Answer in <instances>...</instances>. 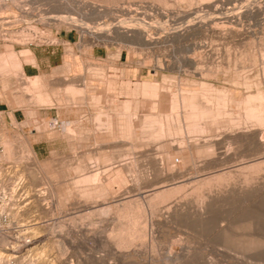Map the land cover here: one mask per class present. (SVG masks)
<instances>
[{"label":"rangeland","instance_id":"obj_1","mask_svg":"<svg viewBox=\"0 0 264 264\" xmlns=\"http://www.w3.org/2000/svg\"><path fill=\"white\" fill-rule=\"evenodd\" d=\"M207 1L206 3H209V5L204 2L205 4L200 5L201 11H197V5L199 4L196 3H198V0H77L82 11H86L85 13L95 17V19L89 21L82 20L89 28L94 27L96 23H102L103 27L108 26L107 28L112 30L113 26L118 27L127 22H138L134 18L146 16L143 23L146 27L143 32L146 40L142 43L145 45H137L132 51H128L120 45L111 43L107 45L97 42L89 32L84 33L82 36L73 27L66 26L63 23H55L59 26L50 23L47 26L44 22H36L37 16L28 15L23 18L25 16L16 11L15 8L0 14V54H4L7 49L11 50L22 62L23 58L19 57L21 50L28 49L33 55V48H43L42 46L51 44L57 50V56L61 55V59L54 60V66L51 69L37 75L43 80V90L49 94L47 102H38L35 93H32V95L29 93V96L22 97V94H24L23 86L18 85L15 78L17 75L12 65L9 64L4 70L0 71L1 75L3 71L7 75L5 78L0 79V102L7 107L5 112L0 113V116L4 119L0 121V146L2 152V142L5 140L4 143L10 147L9 149L12 152V159L0 162V167L5 168L7 171L6 176H1L3 178H1V181L5 183L3 184L0 181V186L10 194L11 187L18 182L17 175L20 173L18 170H21V166H31L36 170V179L35 181L33 179L34 182L30 183L32 185L26 188L25 183H23L24 185L20 189L15 186L14 191L11 193L12 197L10 196L9 200L3 203L2 206L4 207L2 211L7 214V220L0 224V239L1 237L4 238V240H0V252L16 257L10 260V264H39L42 263V260V264H264V169H261L259 175L255 173L257 176L252 171L253 174H248V180H244V176H247V172L251 169L249 171H233L224 174L222 181L220 180L221 182L219 180H217L218 183L214 181L216 182L215 185L213 181L212 184L210 181L208 185H202L203 188L199 185L202 188L200 190L199 187L198 190L193 189L197 185L194 180L196 179L197 182L199 177L211 176L212 173L227 172L230 169L235 170L241 161L249 159L252 149L249 150L247 146L242 145L240 147L233 141L228 143L227 140H224L225 134L221 130H225V127L222 125L220 126L221 129L212 127L214 129L208 131L209 133L207 131L200 132V134L198 132L188 133L185 129V123H182L181 115H183V111H181V108L178 107L176 112L173 109L172 112L169 108L171 96L175 95L174 98L178 99L179 95L182 94L181 92L184 93L187 90H195L201 93L202 91L199 90V83L201 82L211 87L210 90H205L203 93L206 92L205 94L208 95L205 97L213 95V101L210 100L212 104L215 102V98L221 96V94L234 101L237 98H244L249 94L253 95L259 91H264V61L261 60L264 59L262 58L264 56V22L262 27L259 25L262 21L257 22L264 15V0ZM28 6V11H31L29 13L36 12V9H34L37 6L36 2L28 3L24 7L27 8ZM247 7L248 9H246ZM250 8H253L255 12L258 11L257 14H259V19L254 21L259 24L256 25L257 27H251L254 30L253 35L237 36L232 34L229 37H224L218 34L219 30L222 29V25L217 26L219 24L217 21H213L214 25H212L210 17H215L217 14L234 16V14L237 15L241 12L243 15ZM253 9L250 10L254 11ZM259 10L262 11L261 14ZM164 15H171L176 18V20L173 18L170 22L171 25L167 28L168 31L159 30L160 28H158L159 23L162 24ZM203 15L210 20H206V22L209 21L207 22L209 25L204 31L201 30L199 33L191 34L184 33L179 37L175 35L176 32H181L180 28L182 30L183 26L185 28V25L191 21H204L202 19ZM15 16L18 20L13 23L14 25L1 24L7 18L13 20ZM71 16L78 19L76 14ZM200 16H202V20ZM24 19L30 20L29 26L34 27L38 33H44L45 38L41 41L28 40V42L24 41L26 43H23L15 41L17 33L4 35L5 32L29 27L23 24ZM153 20L159 21L155 23ZM246 22L244 21L240 26H233L234 31L243 29L244 26H247ZM250 23L254 25L253 21ZM215 24H217L216 28ZM102 26L100 27L103 28ZM155 27H157V30ZM259 28H263L262 31ZM64 31L75 36L74 42L68 43L58 38V34ZM152 32L156 34L153 35ZM170 34H172V37H170ZM170 38L171 40H168ZM45 39H53L57 42L51 43ZM147 41L151 42L148 44ZM67 49L71 51L68 70L54 74L55 69L61 65L63 66ZM117 53L118 56L114 57ZM261 53L263 55L260 57ZM188 58L194 60L195 63L187 62ZM158 63L162 67L159 71L154 69V66ZM24 65L26 64L21 63V69ZM33 66H36L35 58ZM87 68H100V71L92 76L91 70L88 71L91 74L86 71ZM200 72H203V75ZM204 73L208 75H204ZM86 74L91 76L87 77ZM74 75L75 78H73ZM61 77H66L67 81H61ZM84 77L87 79H84ZM73 79H76L78 83L85 80L82 85H79L81 83L78 84L76 80L73 81L77 88L80 87L83 90L80 95L71 96L62 89L64 84L71 82ZM143 81L156 82L155 84L165 91H160L153 99L150 97L141 98L139 91L135 90V85ZM191 81H193V84ZM218 89L220 93L223 91L220 95ZM98 90L101 94L97 93ZM130 91L138 93L135 100L130 98ZM188 91L185 93H188ZM205 94L201 96L204 97ZM10 96L12 97L10 98ZM107 99H110V107L107 105L109 104ZM142 99L143 103H141ZM111 100L116 101L111 102ZM119 101H131L132 107L127 109L129 112H126V110L121 111V107L117 106L120 103ZM135 103L136 105H134ZM150 104H154V109L150 108ZM227 105L229 106H226L225 110L228 112L224 110L225 114L230 115L229 112L234 114L231 113L232 115H230V117L233 116L232 119L229 116L227 117V114H224L225 118L222 115L220 118L224 120L223 122L225 120L226 122L229 120L235 121L240 116V118L243 117V112H239L242 109L234 102ZM133 106H136L137 110L132 109ZM146 107H149L150 110H148L149 108L145 109ZM144 111L151 113L153 118L156 117L155 119L162 118L164 115L168 118L171 114L170 120V117L166 118L170 123H166L169 127L174 125L171 126L172 129H175V125L179 124L181 133L171 130L170 127L171 134L166 135L167 132L164 129L167 127L164 121L166 119L162 118V121L157 119L164 126L163 135L161 134L158 137L160 139L157 138L158 140L152 141V139L147 140L144 138L146 136H142V138L141 135L139 136L141 128L136 121H139L138 118L141 119L142 114H145ZM124 112L130 115L137 114L135 115L136 121L132 116L130 117L134 121L132 125H135L134 127L131 125L133 130L131 132L126 131L125 125H123L124 128L121 127L122 129L118 127L119 125L122 126L121 122L115 125L116 119L121 121L125 118ZM235 112L238 117H236ZM116 114L123 117L116 118L117 116H114L115 119L113 115ZM97 115L101 123L99 125L95 121ZM106 115L109 117L106 118ZM105 119H113L114 121H110V124H112L111 122L113 124L105 128V125L102 124L106 121ZM64 124L69 125L71 135H67L62 129ZM178 126L176 129L179 128ZM227 130L225 133L228 132ZM172 131H175V133ZM118 133L120 135L121 133L122 135L129 133L130 139H132L130 142L127 140V143H125L127 146L124 145L126 141L121 140L120 136L118 137ZM106 136L111 140H108ZM192 137L195 140L199 137L200 141L199 139L195 141L191 139ZM208 139H211L213 144L211 143L210 147H206V150H196L193 154L194 157L189 154L177 157L175 154H168L165 151V145L173 144L174 146L177 144L175 146H179L180 144L186 146L192 141L198 144H202V141L210 143ZM146 140L150 142H146ZM128 142L130 144L135 143L137 146L128 149L130 145ZM24 143L30 144L36 164L32 163L31 165L32 160L25 157ZM113 143L117 146H113ZM142 145L146 146L142 148ZM148 149L151 150L147 151ZM23 155H25V158L19 159ZM168 155L174 161L172 162L173 165H171L172 163L169 164V167H172V173L169 172L166 176V172V174L158 176V174H155L153 167H150L152 165L151 161L163 159L161 160L163 162ZM253 156L251 155V157ZM187 157L190 159H187ZM150 158L154 160L148 161ZM127 161L133 163L130 170H124L121 167L122 163L120 162ZM102 168L106 171L104 172ZM12 171L16 173H11ZM90 173L91 175L98 173L97 179L107 185V193L104 194L105 198L103 196H98L100 197H97L98 199L93 198V201H98V203L104 200L105 204L85 210L81 203L84 202L85 198H81L80 190L91 189L94 182H83L80 179H82L81 177L90 176ZM250 179L251 181H249ZM99 180L96 181L99 183ZM121 180L124 181V184L121 183L120 187L118 184ZM28 181L30 182L27 179L23 180V182ZM162 182L164 185L174 184L176 190L170 196V199L168 198L169 200L161 204L157 203L155 209L153 208L154 211L149 212V208H146L148 199L144 200L141 197H138V203L145 208V214H135V201L129 204V211L131 212H128L129 215H136L134 221L136 226L132 224L134 227L131 225L130 228V232L134 234L135 238H132L134 239L133 244L128 247L129 250L126 251V255L117 256L114 254L116 252L115 248L108 242L115 238H108L107 236L114 234V229L118 224L125 221L123 224L126 225L131 221L128 214L127 216L122 215V218L119 217L118 219L116 206L120 207L121 200L124 198L136 199V194L140 193L143 197L154 186L163 185ZM117 185L119 188L116 187ZM178 186L179 188H177ZM199 193L203 196H198ZM91 200L92 198L85 200V202L90 204L93 202ZM34 224L37 226H34ZM132 229L135 232L131 231ZM138 235L139 237H137ZM111 236L113 237V235Z\"/></svg>","mask_w":264,"mask_h":264},{"label":"bare ground","instance_id":"obj_2","mask_svg":"<svg viewBox=\"0 0 264 264\" xmlns=\"http://www.w3.org/2000/svg\"><path fill=\"white\" fill-rule=\"evenodd\" d=\"M191 1V0H190ZM206 1L207 0H198V3H196V4H199V5H197L198 7H197V11L199 10V11H201V7H200V5L202 6V4L205 2L206 3ZM226 2H227V0H225ZM230 1V0H229ZM237 1V0H236ZM235 1V2H236ZM239 1V0H238ZM242 1V0H241ZM36 2V5L37 6H35L34 7V9H36L34 12L35 13H29V12H31V11H28L29 10V6L27 7V8H24V6L26 5V4H28V3H35ZM208 2V1H207ZM216 2V1H215ZM224 2V1H223ZM231 2V1H230ZM230 2H229V4H230ZM234 2V3H235ZM248 2H250V1H248ZM37 3H39V4H37ZM160 3V2H159ZM179 3V2H178ZM189 3V2H188ZM204 3V4H205ZM264 3V2H263ZM19 4V5H18ZM21 4V5H20ZM207 4V3H206ZM213 4V3H212ZM219 4V3H218ZM238 4V3H237ZM244 4V3H243ZM251 4V3H250ZM262 4V3H261ZM39 5V6H38ZM156 5V4H155ZM207 5H209V3L207 4ZM249 5V4H248ZM255 5V4H254ZM253 5V6H254ZM204 6V5H203ZM215 6H216V4H215ZM252 6V7H253ZM31 7V6H30ZM208 7H210V6H208ZM217 7V6H216ZM244 7V6H243ZM242 7V8H243ZM264 7V6H263ZM12 8H15V9H20L21 11V13L25 16V17H23V18H26L28 15H34V16H37V19L35 20L36 22H41V23H43L44 22V24L46 23V25L48 26V24H50V23H54V25H55V23H63V24H65L66 26H69V27H73L75 30H77L79 33H80V35H82L83 36V34L84 33H90L93 37H94V39L97 41V42H102V43H105V44H109V43H111V44H116V45H120L121 47H124V48H126L128 51H132V50H134L135 49V47L137 46V45H145V44H142L143 43V41L144 40H146V39H144V37L145 36H143V32L145 31V29H146V27H145V25L143 24L144 22H145V19H146V16L144 17V15L143 16H138V17H140V18H134V19H136V20H138V22H127V23H124V24H122V25H119L118 27H114L113 25V28L112 27H110V28H112V30L111 29H109V28H107V27H103L101 24H99V23H96V24H94L95 26L94 27H87L86 26V24H85V22H83L82 20H93V19H95V17L94 16H92V15H90V14H87V13H85L84 11H82V9H80V7H79V4H78V2H77V0H30L29 2H27V3H20V1H18V0H12L10 3H8V4H6V5H3V6H0V14H3V13H6L7 11H11L12 10ZM33 8V7H32ZM207 8V7H206ZM213 8H214V6H213ZM219 8H221V7H219ZM254 8V7H253ZM253 8H250V9H253ZM256 8V7H255ZM258 8V7H257ZM33 9V10H34ZM205 9V8H204ZM211 10H213L212 8H210ZM210 9H208L209 11H210ZM215 9V8H214ZM235 9H236V7H235ZM246 9H248V7L246 8ZM249 9V11H247L245 14H241V13H239V14H237V12H236V14L237 15H235L234 14V16H229V15H222V14H217L215 17H210L211 19H212V25H214L213 24V21H217L218 23V25L217 24H215V28H216V25L217 26H221L222 27V29L221 30H219V32H218V34L219 35H221V36H224V37H226V36H230V35H232V34H234V35H237V36H239V35H253V33H254V30H252L251 29V27H253V26H256V25H258L259 23H257V22H259V21H262V23L260 22V24L259 25H261V27H262V25H263V22H264V15H263V17L261 16V18H260V20H258L257 21V19H259V14H257V12H255V10L254 11H251ZM258 9H260V8H258ZM257 9V10H258ZM87 10V9H86ZM207 10V11H208ZM219 10V9H218ZM90 11V10H89ZM203 11V10H202ZM205 11V10H204ZM220 11V10H219ZM218 11V12H219ZM227 11V10H226ZM241 11H242V9H241ZM243 11H244V9H243ZM40 12V13H39ZM88 12V11H87ZM96 12V11H95ZM195 12H196V10H195ZM221 12V11H220ZM219 12V13H220ZM239 12V11H238ZM259 12H260V10H259ZM262 12V11H261ZM261 12H260V14H261ZM93 13H94V10H93ZM105 14L107 13V12H104ZM208 13H210V12H208ZM213 13V12H212ZM216 13V12H215ZM222 13V12H221ZM227 13V12H226ZM67 15V14H76L77 16H78V19L77 18H75V17H73V16H71V15H67V16H64V15ZM143 14H145V13H143ZM194 14V13H193ZM214 14V13H213ZM230 14V13H229ZM22 15V16H23ZM201 15V14H200ZM210 15V14H209ZM230 15H233V14H230ZM148 17L150 16V15H147ZM161 16V15H160ZM159 16V17H160ZM214 16V15H213ZM136 17V16H135ZM177 17V16H176ZM201 17L202 16H200V19H201ZM156 18V17H155ZM163 21H162V24H160L159 23V27L158 28H160L159 30H164V31H168L169 29H167L171 24H170V22L173 20V18H175L174 16H171V15H164L163 17ZM194 18V17H193ZM192 18V19H193ZM129 19H131V18H129ZM148 19V18H147ZM150 19H151V17H150ZM154 19V18H153ZM198 19V18H197ZM202 19L204 20V21H199V20H197L196 22H193V21H191L190 23H188L187 25H185L186 27L184 28V26H183V29L181 30V28H180V31L181 32H174L175 33V35H178V37L179 36H181V34H184V33H188V34H191V33H199L201 30H205L206 28H207V25H209V24H207V22H209L210 20L208 19V18H206V17H204V15H203V17H202ZM201 19V20H202ZM209 20V21H207L206 22V20ZM17 20H18V18L15 16V18H14V20H13V22H12V25H14L13 23H15V22H17ZM175 20H176V18H175ZM179 20H181V19H179ZM20 21H22V20H20ZM30 21V20H29ZM29 21H27V19H24L23 20V24H25V25H28L29 26ZM34 21V20H33ZM128 21V20H127ZM132 21V20H131ZM159 20H157V21H154L153 20V22H158ZM178 21V20H177ZM188 21V20H187ZM244 21H247L246 23V25L247 26H244V28L242 29H240V30H237V31H234L235 29L233 28V26H240L242 23H244ZM251 21H253V24L254 25H251ZM254 21H257V22H254ZM91 22V21H90ZM152 22V23H153ZM249 22V23H248ZM122 23V22H121ZM147 23V22H146ZM151 23V24H152ZM214 23H216V22H214ZM257 23V24H256ZM59 24H57V25H55V26H59ZM91 24L93 25V23L91 22ZM97 24H99L100 26H102L103 28H101L99 25H97ZM150 24V23H149ZM211 24V23H210ZM104 25V24H103ZM109 25V24H108ZM111 25V24H110ZM115 25V24H114ZM99 26V27H98ZM117 26V25H116ZM148 27L150 26V25H147ZM155 26V25H154ZM153 26V27H154ZM180 26H181V24H180ZM180 26H177V27H180ZM243 26V25H242ZM157 27H155L156 28V30H157ZM213 27V26H212ZM220 27V28H221ZM257 27V26H256ZM264 28V27H263ZM262 28V29H263ZM174 29V28H173ZM177 30H178V28H176ZM259 29H261V28H259ZM262 29H261V31H262ZM147 30H150V29H147ZM154 30V29H153ZM208 30V29H207ZM206 30V31H207ZM258 30V29H257ZM30 31H31V33H30ZM179 31V30H178ZM148 32V31H147ZM12 33H14V34H18L17 36H16V38L17 39H15V41H17V42H23V43H26V42H24V41H27L28 42V40H35V41H41L42 39H44L45 37V34L43 35L42 33H38V31L37 30H35V28L34 27H26V28H22V29H20V30H13V31H9V32H5L4 33V35H6V34H12ZM150 33V32H149ZM148 33V34H149ZM158 33V32H157ZM164 33V32H163ZM168 33H170V32H168ZM174 33H173V35H174ZM206 33V32H205ZM217 33V32H216ZM259 33V32H258ZM97 34H100V35H97ZM152 34L154 35V34H156V33H154V32H152ZM88 35V34H87ZM146 35V34H145ZM159 35V34H158ZM171 36L170 37H172V34H170ZM11 36H13V35H11ZM161 36V35H160ZM160 36H159V38H160ZM262 36V35H261ZM152 37H154V36H152ZM151 37V38H152ZM155 37H156V35H155ZM164 37V36H163ZM168 37V36H167ZM174 37H176V36H174ZM183 37V36H182ZM46 38H47V36H46ZM147 38V37H146ZM150 38V37H149ZM148 38V39H149ZM54 39V38H53ZM49 40V39H45L46 41H48V42H51V43H56L54 40ZM161 39V38H160ZM177 39V38H176ZM181 39V38H180ZM14 40V39H13ZM44 40V41H45ZM152 40H154V39H152ZM157 40H158V37H157ZM168 40H171V38L170 39H168ZM179 40V39H178ZM177 40V41H178ZM182 40V39H181ZM14 41V42H15ZM156 41V40H155ZM160 41V40H159ZM165 41H166V39H165ZM180 41V40H179ZM148 42V44H149V42H151V41H147ZM162 42V41H161ZM164 42V41H163ZM172 42V41H171ZM170 42V43H171ZM22 43V44H23ZM144 43H146V42H144ZM157 43H158V41H157ZM169 43V42H168ZM260 49H261V47H260ZM264 49V48H263ZM263 49H262V51H263ZM22 51V52H21ZM20 52V54H19V57H22L23 58V60H22V62H21V60H19V58L17 57V55L13 52V51H11V50H8L7 49V51L3 54V53H1L0 54V71H2V70H4L5 69V67H7V65H12V67L14 68V70H15V74L17 75V77H15L16 78V81H18V85H20V86H23V91H24V94H22V97H26V95L27 96H29V93H31V95H32V93L34 94L35 93V95H36V97L35 98H37V101L38 102H47V100H48V95L49 94H47L44 90H43V85H44V83H43V80H42V78L41 77H39V76H33V77H26V76H24L23 75V72H22V69H21V63H23V64H34V58H33V55H32V53L30 52V50H28V49H25V50H21ZM118 51H120L119 49H118ZM256 51V50H255ZM258 52H259V50H258ZM260 52H261V50H260ZM252 53V52H251ZM263 53H264V51H263ZM263 53H261V55H260V57L263 55ZM118 56V53L116 54V55H114V57H117ZM255 56V55H254ZM70 57H71V51L69 50V49H67L66 50V56H65V61H64V63H63V66L61 67H59V68H57V69H55L54 71H53V73L55 74V73H63L64 71L66 72L67 70H68V66H69V61H70ZM193 58V57H192ZM255 58V57H254ZM262 58H264V56L262 57ZM256 59H257V57H256ZM261 60H263L264 61V59H261ZM185 61H186V59H185ZM194 60H192V59H190V58H188L187 59V62H189V63H195V62H193ZM196 61V60H195ZM255 62V61H254ZM258 62V61H257ZM262 62V61H261ZM262 64V63H261ZM260 64V65H261ZM179 65V64H178ZM89 66V65H88ZM91 66V65H90ZM172 66V65H171ZM92 67V66H91ZM91 67H89V68H91ZM89 68H87L86 69V71L88 72V71H90L91 70V72H92V74L91 73H89V74H91L92 76H95L97 73H99V71H100V68H92V69H89ZM176 68V67H175ZM174 68V69H175ZM178 68V67H177ZM176 68V69H177ZM154 69L155 70H160V69H162V67L160 66V64L158 63V64H156L155 66H154ZM200 71V70H199ZM225 71V70H224ZM4 72L5 71H3L2 72V75L0 74V79H3V78H5L7 75L6 74H4ZM10 72V71H9ZM210 72H212V71H210ZM196 73V72H195ZM199 73V72H198ZM201 74L203 73V72H200ZM205 74H207V73H204V75ZM82 75V74H81ZM80 75V76H81ZM87 75V77L89 76H91V75H88V74H86ZM198 75V74H197ZM203 75V74H202ZM208 75V74H207ZM200 76V75H199ZM213 76V75H212ZM73 77V76H72ZM83 77V76H82ZM81 77V78H82ZM100 77V76H99ZM201 77V76H200ZM264 77V76H263ZM69 78V77H68ZM73 78H75V75H74V77ZM91 78H95V77H91ZM90 78V79H91ZM77 79H78V77H77ZM84 79H87L86 77H84ZM74 80H76V79H73L71 82H68V83H66V84H64L63 86H62V89H63V91L66 93V94H69V95H71V96H77V95H80L82 92H83V90L80 88V87H76L75 86V81ZM83 80V79H82ZM61 81H67V78L66 77H61ZM74 81V82H73ZM77 81V80H76ZM85 81V80H84ZM83 81V82H84ZM264 81V80H263ZM83 82H79V83H81V84H79L78 83V81H77V83L79 84V85H82V83ZM192 82V84H193V81H191ZM156 82H154V83H152V82H150V81H143V82H141V83H137L136 85H135V90H138L139 92L138 93H140V97L142 98H144V97H150V98H155L156 97V95H157V93H160V91H162V90H164L163 88H161L160 89V87H159V85H157V84H155ZM190 83V82H189ZM61 84V83H60ZM77 84V85H78ZM164 86V85H163ZM212 86V85H211ZM45 87V86H44ZM165 87V86H164ZM167 87H168V85H167ZM169 87H171V86H169ZM80 88V89H79ZM82 88H84L83 86H82ZM88 88H89V86H88ZM210 86L209 85H207V84H205V83H203V82H201V83H199V90L200 91H202L201 93L200 92H197V91H188V93H185V92H187V91H185L184 93L183 92H181L182 94L181 95H179L180 97L177 99L176 97L174 98V96H171V100H170V102H169V108H171V110L173 109V110H175V112H176V110L178 109V107H180L181 108V111H183V115H181L182 116V119H183V122L182 123H185L184 125H185V129L187 130V132L188 133H194V132H198V134H200V132H203L204 133V131H211L212 129H214V128H212V127H219L220 128V126L222 125V126H224L225 127V130H221V132L223 133V134H225V139L224 140H227V142L229 143V142H231V141H233L235 144H237V145H240V147L242 146V145H244V146H247V148L249 149V150H251V152H250V157H249V159L247 160V161H241L240 163H239V165L236 167V169L235 170H228L227 172H219V173H216V174H211V176H203L202 174V176L203 177H199V178H197L198 179V181L196 182V179L194 180L195 181V184H197V185H195L194 187H193V189L194 190H200V189H202L203 187H202V185H205V184H207L208 185V183H210V181H211V184H212V181L214 182V181H216L217 182V180H221V179H223V175L224 174H229V173H231V172H233V171H242V170H247V171H249L250 169V173L249 172H247V176H244V180H248L247 178H248V174H251L252 173V171L254 172V174L255 173H257V175H259L258 173L259 172H261L262 170L261 169H264V91L262 92V91H259V92H257L256 94H253V95H251V94H249V95H247L246 97H244V98H237L236 100H234V101H232L230 98H226V97H224L223 96V94H221L223 91H221V93H220V90L218 89V94L220 95L221 94V96H215L216 98H215V104L213 103H211V101L210 100H212V96H210V97H205L207 94H205V93H203V91H205V90H210ZM168 89V88H167ZM213 89V88H212ZM57 90V89H56ZM101 90V89H100ZM51 91V90H50ZM59 91H60V89H59ZM165 91V90H164ZM167 91V90H166ZM168 91H169V89H168ZM216 92H217V90H215ZM53 92H55V91H53ZM101 92H103L102 90H101ZM101 92H99V90H98V92L97 93H100L101 94ZM170 92V91H169ZM168 92V93H169ZM215 92V94H217ZM225 92V91H224ZM138 93H136V91H130V98L132 99V100H135V97H137V94ZM205 94L204 95V97H202L201 95H203V94ZM178 94V93H177ZM176 94V95H177ZM180 94V93H179ZM226 94V93H225ZM34 95V96H35ZM136 95V96H135ZM171 95H172V93H171ZM208 96V95H207ZM12 96H10V98H11ZM20 97V96H19ZM32 97V96H31ZM30 97V98H31ZM51 98H52V96H50ZM158 97V96H157ZM110 98V97H109ZM114 98V97H113ZM139 98V97H138ZM141 98H140V100H141ZM19 99V98H18ZM115 99H117L116 97H115ZM10 100V99H9ZM12 100V99H11ZM31 100V99H30ZM33 100V99H32ZM49 100H50V98H49ZM58 100V99H57ZM56 100V101H57ZM59 100H61V99H59ZM80 100V99H79ZM131 100V101H132ZM139 100V99H138ZM145 100H147V99H145ZM150 100V99H149ZM55 101V102H56ZM107 103H109V101H110V99L108 100L107 99ZM116 100H111V102H115ZM131 101H123V102H118L119 103V105H117V106H119V107H121V111L122 110H126V112L128 111L129 112V110H127V109H129L130 107H132L131 105L132 104H130V102ZM151 101V100H150ZM213 101V100H212ZM12 102V101H11ZM23 102V101H22ZM54 102V101H53ZM60 102V101H59ZM68 102V101H67ZM106 102V101H105ZM104 102V103H105ZM135 102V101H134ZM232 103V102H234L235 103V105H237L239 108H241L242 110L241 111H239V112H243L242 114V118H240L241 116H240V113H239V119L237 118V120L235 119V121H233V120H229V121H227L226 122V120H225V122H223L224 120H221V116L222 117H224V114H225V111H227V110H225L226 109V106H229V105H227L228 103ZM9 103V102H8ZM19 103V102H18ZM65 103V102H64ZM102 103H103V101H102ZM140 103V102H139ZM141 103H143V99H142V102ZM63 103H61V105H62ZM113 104H115V103H113ZM146 105H147V103H145ZM108 106L109 105H111L110 103L109 104H107ZM134 105H136V103L134 104ZM16 106V105H15ZM58 106H60V105H58ZM63 106H64V104H63ZM114 106V105H113ZM113 106H111L112 108H113ZM139 106V105H138ZM13 107V106H12ZM110 107V106H109ZM134 108H132V109H136V106H133ZM154 104H150V108H153L154 109ZM149 107H146L145 109H148ZM150 108L148 109V110H150ZM120 109V108H119ZM29 110V109H28ZM137 110V109H136ZM170 110V109H169ZM173 110H172V112H173ZM225 110V111H224ZM106 111H108V110H106ZM114 111H115V109H114ZM179 111V110H178ZM103 112V111H102ZM126 112H124V116H125V118L124 119H121V121H120V119H116V118H118L119 117V115L120 114H116V115H113V117L114 116H117L115 119H116V122H115V125H116V123H117V125H118V122H119V124H120V122L122 123L121 125L122 126H118V127H122V128H124L125 126H126V131H128V132H131V130H132V126L134 127L135 125H132V124H134V121H132V119L130 118L131 116L134 118V120L136 121L137 119H135V115H137L136 113H135V115H130V114H128V113H126ZM132 112H134V111H132ZM139 112V111H138ZM145 112V114H142V117H141V119L140 118H138L139 119V121H136L137 123H138V125L140 126V128H141V130L142 129H144V130H140V132H139V136L141 135V137L142 136H146V137H144V138H146L147 140H151L152 139V141L153 140H155L156 141V139L159 137V135H161L162 134V131H163V123H161L160 124V122L162 121V118H167V117H164V116H166V115H164V116H162V118L161 117H159V118H157L158 120H161L160 122L159 121H157V119H155V118H153L152 117V114L151 113H146V111H144ZM149 112V111H148ZM228 112V111H227ZM123 113V112H122ZM180 113V112H179ZM230 113V115H232V114H234V113H232V112H229ZM232 113V114H231ZM237 113H238V111H237ZM31 114V113H30ZM107 114V113H106ZM109 114V113H108ZM115 114V113H114ZM133 114V113H132ZM173 114H176V113H173ZM181 114V113H180ZM227 114V113H226ZM225 114V115H226ZM163 115V114H162ZM230 115L229 114H227L226 116L228 117H230ZM235 115H236V112H235ZM154 116V115H153ZM168 116V115H167ZM171 116V114H169V117ZM175 116V115H174ZM225 116V117H226ZM109 117V116H108ZM107 117V115H106V118H108ZM123 117V116H122ZM122 117H119V118H122ZM139 117H140V115H139ZM168 117V118H169ZM224 117V118H225ZM231 117H233V116H231ZM230 117V118H231ZM235 117V116H234ZM236 117H238L237 115H236ZM105 118V117H104ZM161 118V119H160ZM167 118V119H168ZM175 118H177V117H175ZM174 118V119H175ZM181 118V117H180ZM167 119L166 120H164L165 121V123L166 122H169V121H167ZM171 119V117L169 118V120ZM178 119V118H177ZM220 119V120H219ZM223 119V118H222ZM229 119V118H228ZM232 119V118H231ZM4 119L2 118V116H0V121H3ZM106 121L104 122V123H102L103 124V126L105 125V128H107L106 126H109V125H112L113 124V122H111L112 124H110V121H114L113 119H111V120H109V119H105ZM181 120V119H180ZM43 121V120H42ZM95 121L97 122V124L99 125V124H101L100 123V120H99V118H98V115L96 116V118H95ZM174 121H176V120H174ZM185 121V122H184ZM44 122V121H43ZM42 122V123H43ZM48 122V121H47ZM94 122V121H93ZM135 122V124L137 125V123ZM177 122H178V120H177ZM176 122V123H177ZM45 123V122H44ZM70 123V122H69ZM68 123V124H69ZM72 123V122H71ZM95 123V122H94ZM170 123V122H169ZM171 123L173 124V122L171 121ZM179 123V122H178ZM48 124V123H47ZM68 124H64L62 127V129L66 132V134L67 135H69L70 134V132H71V129H70V127H69V125ZM167 124V123H166ZM165 124V125H166ZM123 125H125L124 127H123ZM132 125V126H131ZM154 125H156V126H154ZM179 125V124H178ZM177 124L175 125L176 126V128H177V126H178ZM42 126H44V125H42ZM45 126H46V124H45ZM138 126V127H139ZM154 126V127H153ZM172 126V125H171ZM170 126V127H171ZM174 126V125H173ZM172 126V127H173ZM116 127V126H115ZM166 127V126H165ZM170 127L168 126V124H167V127L166 128H164V129H166L165 131L167 132H165L166 133V135L169 133V134H171L170 132H171V130H175L176 132H178L179 134L181 133V127H179L178 129H172V127H171V130H170ZM110 128V127H109ZM121 128V129H122ZM221 129V128H220ZM228 129V130H227ZM117 130H119V129H117ZM186 130H184V131H186ZM216 130H218V128H216ZM215 130V131H216ZM228 131L227 133H225V131ZM108 131H110V130H108ZM122 131H124V130H122ZM122 131H120V132H122ZM133 131V130H132ZM175 131H172V132H174L175 133ZM219 131V130H218ZM224 131V132H223ZM119 132V133H120ZM206 132V133H207ZM220 132V131H219ZM118 133V134H119ZM123 133V132H122ZM122 133H121V135L119 134L118 135V137L121 139V140H124V141H126V142H124V145H126L125 143H127V140H129V142H130V140L132 139H130V136H129V133H127L126 135H122ZM124 133H126V132H124ZM164 133V134H165ZM209 133V132H208ZM218 133V132H217ZM66 134H64V135H66ZM108 134V133H107ZM145 134V135H144ZM173 134V133H172ZM177 134V133H176ZM220 134V133H219ZM219 134H218V136H219ZM71 135V134H70ZM131 135V134H130ZM163 135V134H162ZM190 135V134H189ZM221 135V134H220ZM138 136V137H139ZM169 136V135H168ZM174 136V135H173ZM194 136V135H193ZM199 136V135H198ZM217 136V135H216ZM162 137H164V136H162ZM3 138V137H2ZM106 138H108V136H106ZM117 138V137H116ZM135 138H137L136 136H135ZM143 138V137H142ZM182 138V137H181ZM190 138V137H189ZM188 138V139H189ZM197 138V137H196ZM205 138H207V137H205ZM218 138H220V137H218ZM223 138V137H222ZM4 139V138H3ZM2 139V140H3ZM158 139H160V138H158ZM157 139V140H158ZM191 139H193V140H195V138L194 137H192ZM198 139H199V137H198ZM197 139V140H198ZM108 140H111V139H109L108 138ZM134 140V139H133ZM141 140V139H140ZM146 140V142H150V141H147ZM190 140V139H189ZM197 140H195V141H197ZM201 140H203V139H201ZM223 140V141H224ZM4 142H5V140H3ZM107 141V140H106ZM135 141V140H134ZM143 141V140H142ZM144 141H145V139H144ZM143 141V142H144ZM191 141V140H190ZM199 141H200V139H199ZM210 141V143H206V141L205 142H201L202 144H198V143H193V141L192 142H190L189 144H187L186 146H184V145H180L179 144V146H175V145H177V144H175L174 146H173V144L172 145H165V151H166V153H168V154H175L177 157H183L182 155H184L185 154V156H186V154H189L190 156L192 155L193 156V154H194V152L196 151V150H206L205 148L207 147L208 148V146L213 142H211V139L209 140L208 139V142ZM2 142V141H1ZM4 142H2V146H3V151H2V154H1V157H0V159H1V161H8V160H10V159H12V152H11V150L9 149L10 147L9 146H7V144L6 143H4ZM111 142H113V141H111ZM128 142V143H129ZM133 142V141H132ZM138 142V141H137ZM226 142V141H225ZM105 143V142H104ZM117 143V142H116ZM142 143V142H141ZM222 143V142H221ZM224 143V142H223ZM227 143V144H228ZM233 143V144H234ZM110 144H112V143H110ZM118 144V143H117ZM117 144L115 145V143H113V146H117ZM130 144V143H129ZM143 144V143H142ZM186 144V143H185ZM213 144V143H212ZM22 145V144H21ZM122 145V144H121ZM219 145V144H218ZM23 148H24V152L26 153V156L25 155H23V157L22 156H20L19 157V159H23V158H28V159H31L32 160V162H31V165H32V163L33 164H36V160H35V158H34V155H33V152L31 151V146H30V144H28V143H24L23 144ZM123 146V145H122ZM127 146V145H126ZM137 145L135 144V143H133V144H130L129 145V148L128 149H133V148H135ZM138 146H139V144H138ZM143 147L142 148H144V146H146V145H142ZM212 146V145H211ZM121 147V146H120ZM140 147H141V145H140ZM150 147V146H149ZM210 147V146H209ZM219 147V146H218ZM233 147V146H232ZM222 148V147H221ZM149 150H151V149H148L147 151H149ZM164 150V149H163ZM131 151V150H130ZM133 151H135V150H133ZM146 151V150H145ZM127 152V151H126ZM161 152V151H160ZM226 152V151H225ZM231 152V151H230ZM249 152V151H248ZM24 153V154H25ZM92 153V152H91ZM111 153V152H110ZM144 154H146L145 152H143ZM142 153V154H143ZM157 153H158V151H157ZM211 153V152H210ZM115 154V153H114ZM120 154V153H119ZM133 154V153H132ZM140 154V153H139ZM160 154V153H159ZM227 154H228V152H227ZM141 155V154H140ZM164 155V154H163ZM251 155L253 156V157H251ZM25 156V157H24ZM121 156V155H120ZM153 156V155H152ZM156 156V155H155ZM155 156H154V158H155ZM157 156H159V155H157ZM188 156V155H187ZM196 156V155H195ZM118 157V156H117ZM160 157V156H159ZM162 157V156H161ZM174 157V156H173ZM176 157V158H177ZM194 157V156H193ZM175 158V157H174ZM245 158V157H244ZM110 159V158H109ZM184 159H185V157H184ZM187 159H190L189 157H187ZM236 159V158H235ZM95 160V159H94ZM98 160V159H97ZM151 161V160H154L153 158H150V159H148V161ZM156 160V159H155ZM161 160H163V159H161ZM161 160H158V161H160V162H158V161H151L152 162V165L150 166V167H153V170H155V174H158V176H160V175H162V174H166V172H167V175L166 176H168V173L169 172H171L172 173V167H169V164L170 163H172V162H174V161H172V157L171 156H166L165 157V160L162 162ZM177 161L179 160V159H176ZM181 160V159H180ZM113 161V160H112ZM194 161V160H193ZM231 161V160H230ZM118 162V161H117ZM133 162H134V160H133ZM145 162V161H144ZM238 162V161H237ZM26 163H28V161H26ZM120 163H122L121 164V167H122V169H124V170H130V169H132V161H127V162H120ZM164 163H166V165H164ZM216 163V162H215ZM29 165H30V163H28ZM118 164V163H117ZM151 164V163H150ZM149 164V165H150ZM25 165V164H24ZM171 165H173V163L171 164ZM178 165V164H177ZM195 165V164H194ZM80 167V166H79ZM170 168V169H169ZM21 170H18V171H20V173L17 175L18 176V180H21L22 182H23V180L25 181L26 179L27 180H30V182L28 181V182H23V183H25V185H26V188L27 187H29L30 185H32V184H30V183H32V182H34L35 181V175H36V170H34L33 169V167H31V166H21V168H20ZM103 170H104V168H102ZM152 169V168H151ZM171 170V171H170ZM175 170V169H174ZM222 170V169H221ZM225 170V169H224ZM94 171V170H93ZM106 171V169L104 170V172ZM151 171V170H150ZM7 171H6V169L4 168V169H2L1 167H0V181H1V176H3V175H7V173H6ZM97 172V171H96ZM199 172V171H198ZM245 172V173H246ZM5 173V174H4ZM11 173H16L15 171L13 172H11ZM102 173H103V171H102ZM174 173H177V172H175L174 171ZM101 174V173H100ZM99 174V175H100ZM178 174V173H177ZM183 174V173H182ZM206 174V173H205ZM209 174V173H208ZM253 174V173H252ZM85 175V174H84ZM88 175V174H87ZM131 175H132V173H131ZM172 175V174H171ZM181 175V174H180ZM246 175V174H245ZM256 175V174H255ZM256 175V176H257ZM16 176V175H15ZM251 176V175H250ZM190 177V176H189ZM231 177V176H230ZM232 177H233V175H232ZM259 177V176H258ZM26 178V179H25ZM82 179H80V181H83V182H94L93 183V186H91V189H84L83 191L82 190H80L81 191V194H80V196H82L81 198H85L84 199V202H81L82 203V207H83V209H90V208H92V207H94V206H99V205H103V204H105V202H104V200L102 201V202H100L99 201V203H98V201H93V198H97L98 196H100V197H104L105 198V196H104V194H106L107 193V185L106 184H104V182H102L101 180H99V179H97L98 178V173H93L92 175H91V173H90V176H85V177H81ZM137 178V177H136ZM228 178V177H227ZM257 178V177H256ZM3 179V178H2ZM17 179V178H16ZM34 179V181H32ZM101 179V178H100ZM252 179V178H251ZM251 179L249 180V181H251ZM254 179V178H253ZM96 180H99L100 182L98 183ZM134 180V179H133ZM228 180H229V178H228ZM227 180V181H228ZM173 181V180H172ZM218 181V182H219ZM222 181V180H221ZM220 181V182H221ZM226 181V180H225ZM231 181V180H230ZM240 181V180H239ZM238 181V182H239ZM2 183H3V181H1ZM78 182H79V180H78ZM119 182V181H118ZM124 181L123 180H121L120 181V183L118 184L119 186H120V184L122 183V184H124L123 183ZM133 182V181H132ZM216 182H214L213 184L215 185V183ZM217 182V183H218ZM237 182V183H238ZM245 182V181H244ZM5 183V182H4ZM3 183V184H4ZM194 183V182H193ZM228 183H229V181H228ZM227 183V184H228ZM231 183V182H230ZM233 183V182H232ZM231 183V184H232ZM16 184V183H15ZM81 184V183H80ZM92 184V183H91ZM121 184V185H122ZM152 184H154V183H152ZM160 184H161V182H160ZM162 184H163V182H162ZM172 184V183H171ZM220 184V183H219ZM239 184V183H238ZM244 184V183H243ZM115 185V184H114ZM118 185L116 186V187H118ZM193 185V184H192ZM199 185L202 187H199ZM222 185V184H221ZM225 185H226V183H225ZM234 185V184H233ZM6 186V185H5ZM4 186V187H5ZM14 186V185H13ZM13 186L10 188L11 189V191L10 192H13L14 191V189H15V186H14V188H13ZM154 186V185H153ZM206 186V185H205ZM204 186V187H205ZM220 186V185H219ZM219 186H218V188H219ZM224 186V185H223ZM222 186V187H223ZM228 186V185H227ZM251 186V185H250ZM121 187V186H120ZM199 187V188H198ZM238 187V186H237ZM241 187V186H240ZM81 188V187H80ZM87 188V187H86ZM119 188V187H118ZM177 188H179V186L177 187ZM198 188V189H197ZM217 188V187H216ZM9 189V190H10ZM29 190V189H28ZM175 190H176V187H174V184L173 185H158V186H154L152 189H150L149 191H147L145 194H144V196L142 197L141 195V193L140 194H136V199H132V198H124V199H122L121 200V204L119 205L120 207H118V206H116V216H117V218L119 219V217H121L122 215H126L127 216V214H128V217H130V223H127L126 225L125 224H123L122 222V224H118L117 225V227L114 229V234H111V235H113V237L111 236V235H109V236H107L108 238H115L114 240H109L108 242L110 243V245H112L114 248H115V250H116V252L114 253V254H116L117 256H121V255H123V256H125L126 255V251H128L129 250V246H131V244H133L132 243V241L134 240V239H132L133 237H134V234L132 233V232H130V228H131V225L133 224V225H135V223H134V221L136 220V215H142L143 213H144V209L145 208H143L139 203H138V201H139V199H138V197H141L142 199H148V201H147V206H146V208L148 207L149 209V212L150 211H152L153 210V208L155 209V205L157 204V203H162V202H165L166 200H169L170 199V196L171 195H173V192H175ZM222 190V189H221ZM220 190V191H221ZM238 190H240V189H238ZM192 192H193V190H191ZM219 191V190H218ZM222 191H224V190H222ZM237 191V190H236ZM211 192V191H210ZM215 192V191H214ZM34 193V192H33ZM143 193V192H142ZM190 193V192H189ZM194 193V192H193ZM192 193V194H193ZM204 193V192H203ZM219 193V192H218ZM221 193V192H220ZM231 193V192H230ZM198 194V193H197ZM196 194V195H197ZM205 194V193H204ZM237 194V193H236ZM30 196H31V194H29ZM120 195V194H119ZM201 194L199 193V195L198 196H200ZM208 195V194H207ZM210 195V194H209ZM230 195V194H229ZM238 195V194H237ZM241 195V194H240ZM40 196V195H39ZM194 196V195H193ZM201 196H203V195H201ZM29 197V196H28ZM27 197V198H28ZM100 197H98V198H100ZM205 197H207L206 195H205ZM204 197V198H205ZM216 197V196H215ZM92 198V200H91V202L92 203H90V204H88V203H86L85 202V200H89V199H91ZM97 198V199H98ZM169 198V199H168ZM172 198V197H171ZM200 198V197H199ZM204 198H201V199H204ZM132 199V200H131ZM217 199V198H216ZM156 200V201H155ZM136 202V203H134V204H136V208H135V214L136 215H129V213H131L130 211H129V209H130V207H129V204L131 203V202ZM155 201V202H154ZM194 201V200H193ZM196 201V200H195ZM202 201V200H201ZM146 202V201H145ZM97 203V204H96ZM190 203H192V202H190ZM193 203H195V202H193ZM203 203V202H202ZM193 206V205H192ZM201 206H202V204H201ZM213 206V205H212ZM178 207V206H177ZM107 208V207H106ZM210 208V207H209ZM94 210V209H93ZM99 210V209H98ZM181 210V209H180ZM154 211V210H153ZM178 211V210H177ZM129 212V213H128ZM95 213V212H94ZM152 213V212H151ZM145 214V213H144ZM197 215H199V214H197ZM201 215V214H200ZM199 215V216H200ZM122 218V217H121ZM208 218V217H207ZM224 218H225V216H224ZM123 220V219H122ZM221 220V219H220ZM119 221V220H118ZM220 224V223H219ZM132 225V226H133ZM147 225V224H146ZM34 226H37V225H35L34 224ZM136 226V225H135ZM31 227H33L32 225H31ZM134 227V226H133ZM216 227V226H215ZM28 228H29V226H28ZM32 229H34V228H32ZM36 229V228H35ZM1 231V230H0ZM131 231H133V229L131 230ZM133 232H135V231H133ZM142 233V232H141ZM222 233V232H221ZM143 234V233H142ZM137 237H139V235L137 236ZM135 238V237H134ZM1 239H3L4 240V238H2L1 237ZM0 239V240H1ZM112 241V242H111ZM257 241V240H256ZM258 243V242H257ZM251 244V243H250ZM257 245H259V244H257ZM45 246V245H44ZM252 246V245H251ZM259 247V246H258ZM113 248V249H114ZM189 257V256H188ZM14 258H16V257H13V256H10V255H7V254H4L3 252L1 253L0 252V264H10L9 262H11L10 260L11 259H14ZM42 258V257H41ZM177 259V258H176ZM178 262V261H177ZM42 263H43V260H42ZM42 263H39V264H42Z\"/></svg>","mask_w":264,"mask_h":264},{"label":"crops","instance_id":"obj_3","mask_svg":"<svg viewBox=\"0 0 264 264\" xmlns=\"http://www.w3.org/2000/svg\"><path fill=\"white\" fill-rule=\"evenodd\" d=\"M60 40L68 43L74 42L75 36L69 32H62L58 34ZM43 48H33V55L36 61L34 64H26L22 67L23 75L26 77H33L40 74V72H47L54 66L55 59H61V55L57 56V50L52 46H42ZM7 107L0 102V112H5ZM15 117V115H14Z\"/></svg>","mask_w":264,"mask_h":264},{"label":"built area","instance_id":"obj_4","mask_svg":"<svg viewBox=\"0 0 264 264\" xmlns=\"http://www.w3.org/2000/svg\"><path fill=\"white\" fill-rule=\"evenodd\" d=\"M12 0H0V6H3V5H6V4H8V3H10ZM18 1H20V3H27V2H29L30 0H18ZM25 8V7H24ZM16 11H18L19 13H21L20 11V9H16ZM13 20H14V18H13ZM13 20H10L9 18H7V20L6 21H4V22H2L1 24H12V22H13ZM46 46H51V44H49V45H46ZM1 113V112H0ZM1 154H2V152H1V146H0V157H1ZM0 162H1V159H0ZM18 182L15 184V186L17 187V189L19 188H21L24 184H23V182L20 180H17ZM1 185V184H0ZM12 193V192H11ZM9 194V193H7L3 188H1V186H0V224L2 223V222H4V221H6L7 220V214L5 213V212H3L2 211V209H4V207H2L3 206V203H5V202H7L8 200H9V198H10V196L12 197V194Z\"/></svg>","mask_w":264,"mask_h":264}]
</instances>
